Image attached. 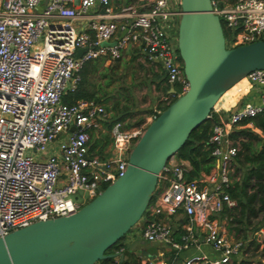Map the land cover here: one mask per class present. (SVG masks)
<instances>
[{
    "label": "built area",
    "instance_id": "2783aa9c",
    "mask_svg": "<svg viewBox=\"0 0 264 264\" xmlns=\"http://www.w3.org/2000/svg\"><path fill=\"white\" fill-rule=\"evenodd\" d=\"M210 1L228 33V47L264 39V0ZM180 15V0H150L144 10L134 4L115 9L111 0H0V236L76 211L123 174L133 144L160 109L129 127L115 121L111 150L99 158L88 141L90 130L108 117L104 105L65 102L62 95L75 90L85 61L117 60L131 42L147 61L160 65L174 89L168 100L183 93L188 82L176 44ZM83 16L89 18L79 29L76 22ZM245 79L264 84V69L252 70ZM263 110L262 96L222 113L209 136L214 164L208 173L187 179L181 161L173 156L167 161L159 179L168 184L156 187L142 215L147 216L143 239L179 250L196 242L198 230L218 255L192 254L182 264H264V256L248 258L247 244L231 239L219 219L224 208L235 205L227 187L239 147L229 134ZM179 211L185 217L182 243L172 240L170 226L159 219ZM258 232L264 236L263 228Z\"/></svg>",
    "mask_w": 264,
    "mask_h": 264
},
{
    "label": "water",
    "instance_id": "95a60500",
    "mask_svg": "<svg viewBox=\"0 0 264 264\" xmlns=\"http://www.w3.org/2000/svg\"><path fill=\"white\" fill-rule=\"evenodd\" d=\"M180 8L177 51L188 88L147 124L123 174L95 197L68 215L37 220L0 236V264L127 259L122 252L107 250L122 244L127 231L137 225L167 161L230 87L252 70L264 69V39L228 47L210 0H180Z\"/></svg>",
    "mask_w": 264,
    "mask_h": 264
},
{
    "label": "trees",
    "instance_id": "16d2710c",
    "mask_svg": "<svg viewBox=\"0 0 264 264\" xmlns=\"http://www.w3.org/2000/svg\"><path fill=\"white\" fill-rule=\"evenodd\" d=\"M123 1L125 3L134 2V0ZM224 34L227 37L228 33L226 31ZM98 60L99 58L89 59L83 63L78 71L79 80L77 87L75 90L63 94L62 100L65 102H74L80 99L93 100L103 104L106 110L114 111L112 115H109L102 122L100 128L90 130L89 150L97 154L99 158H104L111 150L107 149L108 145L110 144V147H112L113 144V138L110 134L112 124L115 121H122L124 127H129L131 121H125V116L130 112L129 107L124 106L119 111L118 101L106 105L108 97L100 96L98 95V91L90 88V78L97 70L99 65ZM174 88L175 91L180 90V87L177 85ZM166 89L167 86L164 87V91ZM175 98L176 96L171 97L167 103L161 105L160 110L164 109ZM119 112H122V114ZM218 119L217 113L212 108L209 117L190 132L184 144L174 153V157L189 162L190 167L185 173L187 179L198 177L201 173H208L213 167L214 159L211 155L212 144L209 142V136L213 124ZM246 123H251L252 127L258 128L261 133L253 131L250 127L243 126ZM239 124L242 127L233 129L229 134L232 140L238 141L239 147L232 159L231 166L233 172L230 173L231 182L227 187V192L235 200V205L230 208H224L219 214V219L226 221L225 227L230 232L234 231L238 239L246 240L249 238V235H252L250 241L254 243L255 232L261 228L264 229V110L255 116L243 119ZM164 184L167 185L168 182ZM154 192H156V189ZM132 228L128 231H131ZM120 248L125 249L123 243L112 245L107 252H116ZM128 259L115 262L112 258H107L99 260L94 264L137 263Z\"/></svg>",
    "mask_w": 264,
    "mask_h": 264
},
{
    "label": "crops",
    "instance_id": "0c3cea01",
    "mask_svg": "<svg viewBox=\"0 0 264 264\" xmlns=\"http://www.w3.org/2000/svg\"><path fill=\"white\" fill-rule=\"evenodd\" d=\"M150 0H134L132 3H125L123 0H111V5L115 9H119L120 7L126 6L128 4H134L137 9L144 10L148 7ZM95 9H90L88 11V14L94 15ZM89 16H83L77 19L76 26L79 29H82L85 27L87 20ZM110 43L113 42L109 41ZM133 59H144L143 52L140 49L139 45L137 43L131 42L129 43L121 53V56H124V58H130L132 59L133 56H135ZM100 59V58H99ZM154 64V63H153ZM160 67V65H158ZM161 68V67H160ZM162 70V69H161ZM153 80V91L154 93H157V100L153 102L152 106L147 111L143 112H136L130 111L127 116H125V121L130 120L132 125H136L138 123L145 122L148 117L153 113L154 109H160L161 105L168 102L169 92H172V88L168 83L166 82L163 76H156L155 78H152ZM167 86V89L164 91V87ZM228 92V93H227ZM227 93V96L223 98L220 105L216 107V113L218 115V118L222 116V113L228 111V110H234L238 105H240L243 102L250 101V102H258L260 100V97H264V84H250L248 81L243 78L237 83H235L232 87H230L225 94ZM224 96V94H223ZM150 101V100H149ZM122 114V112H119ZM109 116V113H108ZM138 119V120H137ZM124 121V122H125ZM246 127L252 128L253 131L257 133H261L258 128L252 127L251 123H246ZM239 127H242V125L238 124L234 127V129H237ZM238 143V141H237ZM107 149H111L110 144L108 145ZM110 152V151H109ZM174 157V156H173ZM175 160L181 161L186 168L188 169L190 167V164L187 160L179 159L174 157ZM212 169V168H211ZM168 182L167 179H158V185L157 188H162V186H165L164 183ZM159 219L166 222L170 228H171V237L173 241H176L177 243H182V236L184 234V221L185 217L182 214V212H177L170 215H160ZM147 220V216H143L141 220L137 223V231L132 232V236L128 240L127 245L124 244V241L122 240V243L124 244V248H120L123 254L127 255V259L130 261H136L135 264H162L164 262L165 264H176V261L178 258L180 259L181 263L183 261V258L192 255V254H207L209 257H214L218 255L217 251H214L212 247L206 243L202 242V231H196L195 236L196 242H193L188 247H182L181 249L177 250L173 248L170 244L162 245L163 242H150L145 239H143L141 235V227ZM153 262V263H152Z\"/></svg>",
    "mask_w": 264,
    "mask_h": 264
},
{
    "label": "rangeland",
    "instance_id": "374dc122",
    "mask_svg": "<svg viewBox=\"0 0 264 264\" xmlns=\"http://www.w3.org/2000/svg\"><path fill=\"white\" fill-rule=\"evenodd\" d=\"M225 39L226 46H229L228 35L226 37V34ZM135 57L136 55L133 56L132 59H126L124 56H121L118 60L114 61L100 58L98 60L99 65L97 70L91 75L90 78V88L98 91V95L108 97L106 105H110L114 101H118L119 111L120 109L122 110L124 106L129 107L131 112L134 110L136 112L147 111L152 106L153 102H155V100L158 98L157 93H154L153 91L152 78H155L156 76H163V71L157 63L153 64L146 59H133ZM227 93H224V96L222 95L217 101L213 108L214 111L215 108L220 105L223 98L227 96ZM106 111L109 113V115L114 113L112 110ZM232 172L233 170H231V173ZM80 200H82V198H80ZM222 222L225 226L226 221L222 219ZM226 230L228 236L231 239L237 238L234 234V231L230 232L227 228ZM133 231H137L136 226H134L131 231H128L123 237L122 240L124 241L125 245H127ZM258 231L257 233H261ZM251 236L252 235H249V238L243 241L245 244H247L248 258L254 260L257 256H264V236L262 234L257 236L255 232L254 243L250 241L252 239ZM161 244L168 246L166 243ZM176 264H182L179 258L176 261Z\"/></svg>",
    "mask_w": 264,
    "mask_h": 264
}]
</instances>
